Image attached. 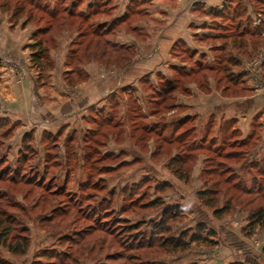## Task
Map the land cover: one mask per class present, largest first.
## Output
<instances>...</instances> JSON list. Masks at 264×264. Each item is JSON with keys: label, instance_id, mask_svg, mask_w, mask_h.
<instances>
[{"label": "rangeland", "instance_id": "rangeland-1", "mask_svg": "<svg viewBox=\"0 0 264 264\" xmlns=\"http://www.w3.org/2000/svg\"><path fill=\"white\" fill-rule=\"evenodd\" d=\"M33 1L0 0L5 5V10L0 9V15L11 19L12 14L19 13L14 22L28 18L31 22L26 25L35 29L54 24L53 38L65 29L78 33V20L62 26L63 19L51 20L42 9L31 6L33 3L40 8L42 5L53 8L57 0ZM58 1L61 11L73 0ZM105 1V12L92 18L87 26L83 25L85 36L78 40L79 56L75 57L80 62L79 67L88 61L98 63L91 57V54H99L92 31L97 26H110L104 21L114 14V7ZM140 1L145 3L147 0ZM229 1L232 3L230 14H244L245 0ZM246 1L252 5L255 14L264 10V0H259L260 4L255 0ZM239 2L240 7H236ZM236 26L237 21L232 23L230 19L216 25L214 30L221 38L218 41L210 40L209 35H197L194 42L201 48L193 49L176 42L167 67L162 56L142 57L129 73L131 60L128 67L121 70L128 73V81L119 83L102 106L93 107L84 116L83 127L67 134L62 130L53 141L45 140L44 135L39 138L32 134L28 150H24L22 141L20 146L11 142L8 149L6 142L13 137L17 123L0 118V195L4 194L0 198V209L20 228L26 229L29 237V249L24 257H13L0 247V258L12 264L34 261H43V264H256L253 258L259 257L260 263L264 264V227L256 228L247 236L244 229L248 209L238 207L230 215L216 220L211 210L201 207L196 200L195 194L203 188L200 176L203 161L211 156L215 166L218 161L215 155L196 152L187 156L194 155L192 161L185 164L189 172L187 182L178 180L168 169L170 158L176 155V145L169 139L184 133L182 140L186 144L195 140L197 144L205 135L208 139L214 137V144L218 146L227 138L229 142L225 143L224 155L239 151V156L236 162L221 159L222 162L233 168L237 178L242 177L243 186L250 188L251 181L256 179L264 187V132L254 130L247 140L229 139L230 122L223 123L216 115L222 112L229 117L228 113L238 108L245 114L247 107L249 113L260 104L264 107V51L255 50L241 56L243 62L237 61V57L231 55V43L227 39L238 33ZM110 37L112 35L107 39ZM243 39L247 46L264 48V43H255L256 39L247 36ZM89 41V52L84 53ZM47 45L53 46L49 42ZM231 57L238 62V68L229 65ZM105 59L101 62L105 63ZM111 59L115 58L109 57V62L113 63ZM160 63L165 72L161 71ZM149 65L151 69H147ZM110 67L114 66L105 68ZM181 68L184 72H176ZM70 69L77 70V64L72 63ZM183 74L189 76L182 78ZM70 77L76 79L75 75ZM166 82H171L172 87H163ZM219 92L222 98L245 96L249 97V102H221ZM184 95L189 96L186 105H177L178 98ZM197 101L200 110L188 111L187 105L192 107ZM246 115L249 114L244 117ZM218 121L221 122V134L219 130L216 135ZM75 122L76 119L72 124ZM11 125L15 129L4 139L3 134ZM240 141H246L247 145L244 148L231 145ZM25 152L29 161L20 164L18 158ZM198 167L199 177L191 181L192 174L199 171ZM17 171L18 175H13ZM12 177H16L17 182L12 181ZM207 179L209 186L218 181L216 175ZM177 204L188 208L189 212L170 224V233L163 239H177L183 234L188 241L196 226L204 223L214 232V236L209 237L212 244L192 243L185 251L178 252L160 246V242L151 248L144 246L150 237L151 226L160 221L164 207ZM263 204L264 200H261L251 208ZM131 226L138 230H129ZM43 255L48 259L39 260Z\"/></svg>", "mask_w": 264, "mask_h": 264}, {"label": "crops", "instance_id": "crops-1", "mask_svg": "<svg viewBox=\"0 0 264 264\" xmlns=\"http://www.w3.org/2000/svg\"><path fill=\"white\" fill-rule=\"evenodd\" d=\"M134 1L139 7L136 8L138 13L135 12L133 16L117 24L112 37L109 38L112 43L133 51L134 58L129 73L136 68L137 60L142 57L146 59L156 55L162 56L167 63L165 67L169 66L171 49L176 42L194 49L198 46L194 42L197 35H209L210 40L218 41L221 38L214 29L222 22L220 15L230 9L229 0H147L145 3L140 0H106L105 2L114 7V14L104 22L111 25L123 18ZM92 2L93 0H85L80 11L85 13ZM245 8L246 19L254 29L261 23L260 17L254 14L252 5L246 1ZM24 22V18L15 23L10 17L0 15V118L17 123L13 137L6 142L8 149L13 141L20 146L22 138L28 133L40 138L41 135H58L62 130L67 134L81 125L83 127L84 116L93 107L102 106L105 98L115 91L118 84L129 79L125 71L89 62L80 67L86 74V79L73 86L68 85L64 80V74L71 69L65 63L72 41L78 36L75 29V31L65 29L54 38V46L48 48L52 68L40 74L32 67L30 59L35 27L28 24L23 26ZM260 36L264 37V32ZM255 50L263 52L264 48L249 45L245 48V53L249 55ZM232 55L237 57V61L243 62L236 52L232 51ZM161 63V71H164ZM150 67L151 65L147 69H151ZM203 97L200 98L205 101ZM219 97L221 102L225 100H235L236 104H242L246 100L249 102V97L245 96L222 98L219 92ZM187 98L188 95L180 96L177 105H186ZM199 105L197 101L192 107L188 104L187 109L197 112L200 110L197 107ZM240 108L243 106L240 105ZM248 109L249 107L244 111L245 114H249L245 117L239 108L228 113L229 117L224 116L222 112L216 113L221 122H230L228 126L231 133L238 137V140L252 137L254 130L261 131V134L264 132V107L260 104L258 109L251 108L250 113ZM221 122L218 121L216 124V135ZM258 127L260 128L256 129ZM198 168L199 171L192 174L191 181L198 179L200 167ZM245 242L243 241V246H246ZM253 261L261 264L259 257L253 258Z\"/></svg>", "mask_w": 264, "mask_h": 264}, {"label": "trees", "instance_id": "trees-1", "mask_svg": "<svg viewBox=\"0 0 264 264\" xmlns=\"http://www.w3.org/2000/svg\"><path fill=\"white\" fill-rule=\"evenodd\" d=\"M32 2H35V1L32 0ZM84 2L85 0H73L71 1V4L69 7L62 9L61 11H59V8L57 5L59 3L58 0L55 2L53 8H50L48 6L46 7V5H42L41 8L37 5H35L36 6L35 7L33 6V3H31V6L36 8V10H40V11L43 10L44 13L51 20L56 21L58 18L63 19L60 25L62 24L64 25L68 23L71 24L70 22H72L73 20H78V24H77L78 36L76 39L72 41L71 47L66 57V63H65V65L68 68H71L72 63H76L77 68H78L77 70L71 69L70 72H67L64 74V80L70 86H73L75 83L86 79V74L79 67L80 62L77 61V59L75 58L79 56L78 51H77V47L79 45L78 40L80 38H84L85 36L82 34L83 25L85 24L87 26V24H89L92 18L97 17L99 14L104 13L106 10V5L104 4L103 0H93V2L88 6L87 11L84 13L80 11V7L82 6ZM255 2L257 4H260L259 0L258 1L255 0ZM230 5H232L231 2H230ZM4 6H5L4 4L0 3V9L2 11L5 10ZM236 7H240V2L238 5H236ZM19 8H21L20 10H22L21 5H19ZM136 8H137V2L134 1L132 3V6H130L127 9L123 18L116 20L114 23H112L108 27L105 26L104 27L105 29L100 28V26H97V28L93 29L92 37L95 38L94 39V41H96L95 47L99 50V54L97 55L91 54L92 60L93 59L96 60L95 62H98L105 67L107 65H112L120 70L128 67V65L130 64V61L134 57L133 51L128 47L114 44L107 38L110 35H112L111 32H114L115 30L114 28H116L117 24L124 22L130 16H133L135 12L138 13L136 11ZM243 11H244L243 15H240V14L235 15V12H232L230 14V9H228L220 15L222 17L221 21H224L227 19H230L232 23L233 21H237L236 27H237L238 33L236 35L233 34L232 36H228L227 39H230L231 48H232V50H230L231 55L233 51V52H236L240 57L246 54L245 48L247 47V45L244 43V39H243L244 37L247 36L248 38L256 39L255 43H257V45H261L262 43H264V37L260 36V34L264 32V23H263L264 22V10H261L259 12L260 14H256L257 16L262 18L263 21H261L259 26H257L254 29L252 28L249 20L246 19V8ZM18 15L19 13L17 15L15 13L12 14L11 20L13 21L15 19L17 20ZM61 15L62 17H60ZM30 22L31 20L26 18V21L24 22L23 26L26 25V23H30ZM244 22H246V24H244ZM52 26H54V24H49L47 25V27H44L43 29L36 28L32 34V40H34V44L31 46L32 54H31L30 59H31L32 67L40 74L45 72L47 69L52 68V63L50 62L49 57H48L49 47L47 45V43L49 42V43H52L54 46ZM87 28H89V26ZM90 45H91V41L87 43L84 49V53L89 52ZM96 56H98L99 59H97ZM109 57L115 58V59H111V60H114L113 63L109 62ZM101 59H105L106 60L105 63L101 62ZM89 62L90 61H88L87 63ZM228 63L233 68L239 67L238 62H236V59H234V57H231ZM176 72H184V69L181 68L180 70H177ZM72 75H75L76 79H72L70 77ZM188 76L187 74H183L181 77L187 78ZM170 83L171 82H166V84L163 87H169V88L172 87V84ZM13 129L15 128H13L12 126L7 131H5V133L3 134L4 139H7L8 137L11 136ZM219 134H221V130ZM44 136L46 137L45 140H50V141H53L54 138L57 137V135L55 136L44 135ZM184 136H185L184 133H181L179 134L178 137H175V139L171 141L169 139L170 143H174L176 145L175 147L176 155L170 158V161L168 163V169L171 170V173L178 180L187 182L189 180V172L187 169H185V164H188V162H191L192 157H194V155L190 157H187V156L193 153L197 154L196 152H206V154L215 155V158L218 160L215 166L213 165L214 160H212L211 156L210 157L207 156L203 161V168L201 170V175H200L201 178L203 179L202 181L203 188L197 191V193L195 194L198 204L201 207L211 210L212 217L216 220H221L225 216L230 215L238 207H243V208L248 209L246 210L248 213L247 226L244 229V232L247 233V236H250L256 228H263L264 227V204L259 205L255 208H251L254 203L264 200V193L262 190L264 189V187H262V183L260 182L258 183L256 179H253L251 181L250 188L245 187V185L243 186L242 184L243 179H240L242 177L237 178L236 177L237 175L235 174L233 168L231 166H227L226 163L222 162L221 160L223 159L225 160V162L229 161V163L236 162L239 156V153H238L239 151L235 153L233 152L226 153V155H224L223 152H224L225 143L229 142L227 141V138H224L222 143L216 146L214 144L216 140L214 137H212L211 139H208L209 136L204 135L201 137L199 142H197V144H196V140L195 142L186 144V141L182 140ZM228 137L229 139L230 138L234 139V137L236 136L233 135V133H231V135ZM31 139H32L31 133L24 135L22 139V144H23L22 147H24V150H28V146L30 143L29 141ZM207 139L209 141H207ZM231 145H234V147L241 146L242 148H244L247 145V142L240 141L238 143H233ZM18 159H19L20 164H21V161H25V162L29 161L27 153L26 154L23 153V155H21ZM250 168L252 167L250 166ZM254 169H255V166H254ZM18 173L19 172L17 171L13 173V175L17 176ZM215 175L217 176L218 181L214 182L211 186H209L208 184L209 182L207 178L210 176H215ZM260 177H262L261 174H260ZM15 178L12 177L11 180L17 182V179ZM15 182H13V184H15ZM27 182H30V181L28 180ZM231 190H232V194L230 193ZM3 197H4V194L0 195V198H3ZM188 212H189L188 208L178 205V204L169 205L168 207H164L161 213L160 221L156 223L155 225L151 226L150 237L147 240H145L146 242L144 246L147 245L149 248H151L154 246V243L157 244L158 242H160L161 243L160 246L162 247L165 246L167 249L170 248L171 251L178 252V251H185L188 248V246L192 243L212 244V241L209 239V237L210 238L213 237L214 232L211 230H208L204 223H199L196 226L195 232L189 237L188 241L184 239L183 234H181L177 239H173L170 237H168L165 240L163 239L166 235L170 233V224L176 221L178 218H180L182 214H185ZM129 230L133 231V230H138V229H134L131 226ZM27 232L28 231L26 229L20 228V226L15 222V220L11 216H9L7 213H5L4 210L0 209V247L6 249L7 252L13 257H24L29 249V237L26 236ZM140 243H142V241ZM138 248L140 249L143 247H138ZM262 253L264 254V245L262 247ZM38 259L43 260V259H48V257L43 255L42 257L40 256ZM41 262L34 261L31 264H43ZM0 264H12V263L4 258H0Z\"/></svg>", "mask_w": 264, "mask_h": 264}]
</instances>
